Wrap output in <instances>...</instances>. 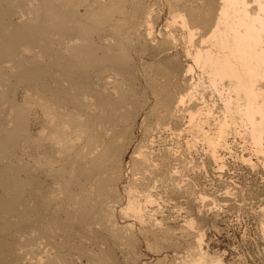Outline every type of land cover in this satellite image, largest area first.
Masks as SVG:
<instances>
[{
  "label": "rangeland",
  "instance_id": "374dc122",
  "mask_svg": "<svg viewBox=\"0 0 264 264\" xmlns=\"http://www.w3.org/2000/svg\"><path fill=\"white\" fill-rule=\"evenodd\" d=\"M144 2L153 12L154 44L163 47L169 33L176 39L177 52L182 50L185 44L178 24L169 28L166 25L170 18L168 1ZM75 8L78 20L89 28L86 19L96 17V0H86ZM86 12L90 13L87 15ZM27 17L24 15L23 18ZM120 27V22L106 27L100 32V38H91V45L101 48L108 57L125 58L128 62L126 73L121 67L107 65V60L93 68H84L83 63H78L75 69L90 70V77L80 81L75 74L67 76L52 68L56 57L47 55L42 57L48 66L44 80L31 85L19 84L14 97H9L12 105L24 114L25 123L18 127L24 139L7 146L5 151L11 155L9 166L19 169L16 177L23 183L22 202L33 210V214L27 225L5 231V238L10 243L6 255L10 258L19 256L23 262L30 257L33 261L42 260L44 264L52 263V259L56 261L57 257L68 264H87L89 255L94 257L95 264L98 261L99 264H194L200 250L222 264H264L262 155L255 153L249 140L228 138V147L217 151L222 160L221 166L216 167L207 158L205 146L196 144L195 152L186 150L184 142L188 134L178 135L186 121L167 120L170 131L153 132L160 106L148 80L166 57H155L153 50L143 51L133 43L128 46L126 40L118 37ZM202 28L196 32L206 33ZM110 32L111 38L106 36ZM71 38L78 40V36H69L68 45L74 44ZM80 42L85 44V41ZM53 50L62 55L69 53L67 46L55 45ZM174 55L172 52L167 58ZM101 56L97 53L98 58ZM171 92L177 95V91ZM103 93L106 104L101 106L98 95ZM70 99H75L77 106L69 103ZM206 99L211 100V104L218 103L215 96L207 95ZM7 101L6 95L0 106L9 107ZM88 110L95 115L88 118V127L94 124L92 121L96 116L103 125L101 134H97L100 139L105 137L103 132L110 125L111 129H127L116 138L124 141L129 149L115 167L106 169L105 174L116 177L115 182H111L116 193L111 199L114 202L111 203V225L105 220L95 226L88 223L80 226L77 218H66L63 212L75 207L74 201L68 202L67 196L77 199L80 189L69 187L64 190L62 182L52 176L73 157L72 152H65L61 147L59 135L65 136L81 153H85L91 143L84 138L81 129L69 124L72 116L87 120L85 112ZM141 147L152 150L156 164L151 173L143 176L135 175L131 163L132 154ZM91 156H95V152ZM175 168L177 173L172 183L164 173ZM68 172L75 173L74 167ZM150 186L157 187L155 192L152 191L154 196L152 193L153 197H150L155 203L142 212L143 222L122 215L120 211L126 207L129 191L138 196ZM9 188L5 180L4 189ZM199 196H205L206 200H200ZM56 209L63 213L59 219L63 228L57 231L55 239H46L42 236L44 232L52 230L51 233H56L51 221V214ZM89 227L92 230L86 231ZM23 239L26 240L25 248L20 247L19 241ZM54 244L59 245L58 250ZM18 252L24 253L23 256ZM104 252H108L109 257L100 263Z\"/></svg>",
  "mask_w": 264,
  "mask_h": 264
},
{
  "label": "bare ground",
  "instance_id": "6f19581e",
  "mask_svg": "<svg viewBox=\"0 0 264 264\" xmlns=\"http://www.w3.org/2000/svg\"><path fill=\"white\" fill-rule=\"evenodd\" d=\"M85 1L0 0V103L7 95L10 105L0 106V264H44L42 260L33 261L30 257L23 262L19 256L10 258L6 255L10 243L5 238V231L27 225L33 214V210L22 202L23 183L16 177L19 169L9 166L11 155L5 151L7 146L24 139V134L18 130L25 123L24 114L12 105L9 97H14L19 84L31 85L44 80L48 66L42 57L47 55L56 57L52 68L67 76L75 74L80 81L90 77V70L75 69L78 63H83L84 68H93L107 60V65L121 67L126 73L128 62L125 58L108 57L101 48L91 45L92 37L100 38V32L106 27L111 28L115 22H120L121 26L119 39L126 40L128 46L133 43L143 51L153 50L155 57H166L148 80L160 106L153 132L170 131L167 120L186 121V126L178 134H188L184 142L186 150L195 152L196 144L205 146L207 158L216 167L221 166L217 151L228 147V138L247 139L255 153L262 155L264 170V0H167L170 13L167 28L178 24L185 44L178 52L172 34L167 33L163 47L154 44L153 12L146 7L144 0H96V17L86 19L89 28L78 20L75 8ZM89 13L86 12L87 15ZM24 15L28 17L23 18ZM200 27L207 32L202 35L197 33ZM69 36H78V40L71 38L74 44L68 45ZM106 36L111 38V32ZM55 45L67 46L69 53L62 55L54 51ZM172 52L175 55L167 58ZM97 53L102 56L98 58ZM171 91H177V95H172ZM207 95L210 98L215 96L218 103L211 104V100L206 99ZM98 101L101 106L106 104L104 93L98 95ZM69 103L77 106L75 99H70ZM56 115L61 118L60 114ZM85 116V121L72 116L69 124L81 129L84 138L91 143L87 145L86 152L81 153L65 136L59 135L61 147L65 152H72L73 157L52 176L62 182L64 190L69 187L80 189L77 199L67 196L68 202L74 201L75 207L63 212L66 218H77L80 226L85 223L95 226L105 220L109 224L113 214L111 203H114L111 199L116 194L111 182H115L116 177L105 174L106 169L115 167L129 149L124 141L116 138L117 134L126 133L127 129H111L110 125L103 132L105 137L100 139L97 134L102 131L101 121L96 116V120L92 121L94 124L88 127V118L95 115L88 110ZM93 152L95 156L89 157ZM153 158L152 150L143 147L132 154L135 175L151 173L156 167ZM72 167L75 173L68 172ZM176 173L175 168L164 175L173 183ZM5 180L10 186L7 190L4 189ZM156 189L150 186L138 196L129 191L121 214L143 222L142 212L155 203L150 197L154 196L152 191ZM205 196H199V199L204 201ZM63 213L58 209L52 212L51 221L56 233H51L52 230L44 232V238L57 237V231L63 228L59 220ZM107 222H104L105 225ZM91 227L85 230H92ZM155 229H159L157 224ZM25 241H19L22 243L19 246L25 248ZM58 246L54 244L53 247L58 250ZM108 257V252H104L100 263ZM61 259L57 257L51 262L68 264ZM86 260L87 264L95 261L92 255ZM193 262L222 264L220 260L208 258L200 250Z\"/></svg>",
  "mask_w": 264,
  "mask_h": 264
}]
</instances>
